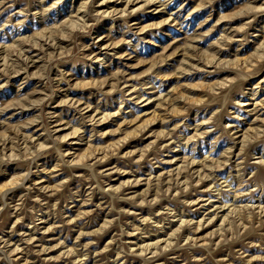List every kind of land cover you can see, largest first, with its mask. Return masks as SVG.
I'll use <instances>...</instances> for the list:
<instances>
[{"label": "rangeland", "instance_id": "obj_1", "mask_svg": "<svg viewBox=\"0 0 264 264\" xmlns=\"http://www.w3.org/2000/svg\"><path fill=\"white\" fill-rule=\"evenodd\" d=\"M0 264H264V0H0Z\"/></svg>", "mask_w": 264, "mask_h": 264}]
</instances>
